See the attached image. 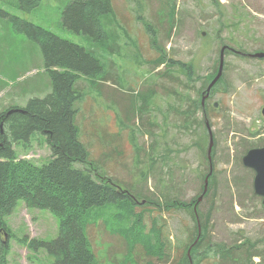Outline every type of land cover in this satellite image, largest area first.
<instances>
[{"label":"rangeland","instance_id":"rangeland-1","mask_svg":"<svg viewBox=\"0 0 264 264\" xmlns=\"http://www.w3.org/2000/svg\"><path fill=\"white\" fill-rule=\"evenodd\" d=\"M16 2L0 0V9L92 52L108 75L97 89L87 79L77 82L84 95L76 105V124L92 161L144 204L136 208L142 222L132 226L142 241L131 245L120 231L126 227L114 217L117 209L107 206L103 223L86 229L97 264H173L194 239L196 222L190 210L164 206L174 200L187 204L199 196L209 167L204 127L197 122L191 127L181 112L198 98L204 77L218 67L222 45L264 53V0H112L118 51L101 48L62 25L61 11L68 0H41L30 12L20 11ZM172 3L176 14L171 25ZM140 20L148 22L151 31ZM160 49L173 61L190 63L194 82L157 66ZM223 67V81L206 103L205 121L215 141L213 187L198 208L204 215L213 202V213L198 251L208 245L213 249L202 264H236L232 260L239 259L247 264L248 252L254 255L251 264H264V205L253 193L252 172L241 163L245 150L264 145V58L227 53ZM50 90L36 42L0 17V112L11 105L25 106ZM135 93L151 94L141 114L137 109L142 102ZM200 112L195 114L198 121ZM27 146H14L17 159L38 166L49 162L43 134L34 133ZM6 222L12 235L6 264H50L43 251L32 252L28 243L55 239V216L18 201ZM153 229L161 231L162 240L152 237ZM161 243L167 245L168 261H158L150 251L151 245L156 250ZM220 244L232 248V260L215 255Z\"/></svg>","mask_w":264,"mask_h":264},{"label":"trees","instance_id":"trees-1","mask_svg":"<svg viewBox=\"0 0 264 264\" xmlns=\"http://www.w3.org/2000/svg\"><path fill=\"white\" fill-rule=\"evenodd\" d=\"M40 1L17 0L16 5L20 11L30 12L38 7ZM214 3L217 4L216 1ZM170 8L172 25L176 14L175 3L170 4ZM0 17L9 21L28 39L36 42L51 88L43 98L34 97L29 99L25 106L11 105L0 112V264H6L5 258L9 251L7 240L12 236L6 218L13 213L18 201H23L27 208L49 211L58 219V235L55 239L31 240L28 243V249L32 252L43 251L51 261L50 264H97L86 229L90 224L103 223L102 209L109 205L117 209L118 213L114 217L119 224L126 227L120 231L129 236L131 245L141 243V235L134 236L135 229L132 226L142 222L143 215L136 213V208L144 204L137 202V195L121 190L119 185L92 161L88 148L80 140V129L76 124V105L82 101L84 95L77 82L87 79L92 89H97L99 84L108 81L104 66L92 52L61 39L40 26L1 9ZM140 21L146 31H151L148 22ZM61 23L71 32L87 36L101 48L114 51L119 49V24L114 17L112 0H68L61 11ZM156 61V65L165 67L167 73H170L168 69H172L189 83L194 82V70L190 63L173 61L167 58L166 52L161 49ZM216 73L217 68L204 77V83L198 90V98L191 100V105L181 112L186 118L185 122L191 127L195 122L204 127L206 142L208 136L205 120L208 119V108L206 104L202 107L201 97L205 95L206 88ZM222 81L223 76L212 87L211 93ZM135 95L142 102L137 109V113L141 114L147 109L151 94ZM198 111L202 114L199 121L195 118ZM209 126L211 127L210 123ZM34 133H41L46 137L50 150V160L47 164L38 166L30 161L17 159L15 155L14 146L22 143V147L27 148ZM214 147L215 141L211 153L212 165ZM206 177L208 185L204 194L203 183L199 196L189 203L174 200L164 206L190 210L196 222L194 239L184 255L173 264H202L207 260L208 252L213 250L211 245H208L206 249L198 251L213 213V202L208 205L212 204L204 215H200L198 208L201 205L198 198L202 196L204 200L212 191L213 173L209 175V168L203 180ZM155 236L162 240L161 231L153 229L152 237ZM166 246L161 243L156 250L155 246H150V251L158 261H161V258L169 260ZM216 247V256L232 260V248L225 249L221 244ZM240 248L242 247H238ZM246 256L248 259L245 261L251 264L250 260L254 255L248 252ZM232 261L236 264L243 263L241 259Z\"/></svg>","mask_w":264,"mask_h":264},{"label":"water","instance_id":"water-1","mask_svg":"<svg viewBox=\"0 0 264 264\" xmlns=\"http://www.w3.org/2000/svg\"><path fill=\"white\" fill-rule=\"evenodd\" d=\"M225 49L226 47H222L219 51V62H218L217 73L215 77L212 79V81L208 84L206 91H205V95H203L201 98L202 107H204L205 99L208 97L210 90L212 89V87L216 84V82L220 79V77L223 74ZM249 57L263 59L264 53L249 54ZM262 115H264V108L262 109ZM1 120L2 119H0V131H1ZM205 127H206L207 134H208L206 159H207V162L209 163V175H210L212 173L211 152H212V148L214 145V139H213L211 128L207 121L205 122ZM241 162L245 168H249L254 171L255 176H254L253 183H252L253 193L255 196L260 197L262 204H264V147L248 150L242 157ZM207 185H208V177H206L204 180L203 193L206 192ZM201 199H202V196L198 199V202Z\"/></svg>","mask_w":264,"mask_h":264},{"label":"flooded vegetation","instance_id":"flooded-vegetation-1","mask_svg":"<svg viewBox=\"0 0 264 264\" xmlns=\"http://www.w3.org/2000/svg\"><path fill=\"white\" fill-rule=\"evenodd\" d=\"M222 47H226V49H225V51H224V56L226 55V53H232V54H234V55H236V56H239V57H249V54L248 53H243V52H239V51H236L235 49H232L231 47H229V46H227V45H222L221 46V48ZM220 48V49H221ZM220 51V50H219ZM211 92L209 93V95H208V97L205 99V102H204V104H206L207 102H208V100L210 99V97H211ZM216 105L214 104L213 105V107H215ZM262 147H264V145H260V146H254V147H251V148H249L248 150H251V149H256V148H262ZM247 150V151H248ZM247 151H245L244 152V154L247 152ZM244 156V155H243ZM242 156V157H243ZM241 160H242V158H241ZM242 163V162H241ZM244 167V166H243ZM245 169H248V170H250L251 172H252V174H253V179H254V176H255V173H254V171L253 170H251V169H249V168H245ZM253 183V182H252ZM253 187V186H252Z\"/></svg>","mask_w":264,"mask_h":264},{"label":"bare ground","instance_id":"bare-ground-1","mask_svg":"<svg viewBox=\"0 0 264 264\" xmlns=\"http://www.w3.org/2000/svg\"><path fill=\"white\" fill-rule=\"evenodd\" d=\"M259 53H263V52H259Z\"/></svg>","mask_w":264,"mask_h":264}]
</instances>
